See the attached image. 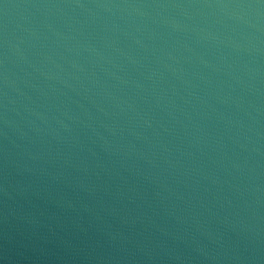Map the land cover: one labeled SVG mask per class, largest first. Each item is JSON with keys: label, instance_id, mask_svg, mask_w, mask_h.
<instances>
[{"label": "water", "instance_id": "1", "mask_svg": "<svg viewBox=\"0 0 264 264\" xmlns=\"http://www.w3.org/2000/svg\"><path fill=\"white\" fill-rule=\"evenodd\" d=\"M0 264H264V0H0Z\"/></svg>", "mask_w": 264, "mask_h": 264}]
</instances>
